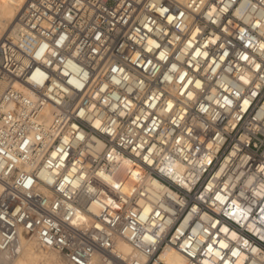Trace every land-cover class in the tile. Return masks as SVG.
<instances>
[{"label":"clouds","instance_id":"1","mask_svg":"<svg viewBox=\"0 0 264 264\" xmlns=\"http://www.w3.org/2000/svg\"><path fill=\"white\" fill-rule=\"evenodd\" d=\"M0 264H264V0H0Z\"/></svg>","mask_w":264,"mask_h":264}]
</instances>
